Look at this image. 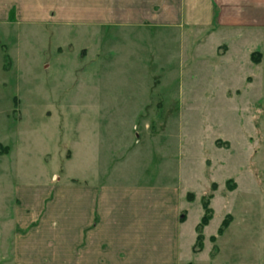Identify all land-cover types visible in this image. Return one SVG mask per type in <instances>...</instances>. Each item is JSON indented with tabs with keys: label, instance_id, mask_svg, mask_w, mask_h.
Returning <instances> with one entry per match:
<instances>
[{
	"label": "rangeland",
	"instance_id": "1",
	"mask_svg": "<svg viewBox=\"0 0 264 264\" xmlns=\"http://www.w3.org/2000/svg\"><path fill=\"white\" fill-rule=\"evenodd\" d=\"M262 10L240 30L0 21V144L10 148L0 154V264L11 262L18 188L54 177L173 187L191 228L215 183L214 218L191 261L264 264Z\"/></svg>",
	"mask_w": 264,
	"mask_h": 264
},
{
	"label": "crops",
	"instance_id": "2",
	"mask_svg": "<svg viewBox=\"0 0 264 264\" xmlns=\"http://www.w3.org/2000/svg\"><path fill=\"white\" fill-rule=\"evenodd\" d=\"M262 7L264 0H0V21L240 30L261 23ZM53 181L18 188L10 264H194L202 253H193L201 220L188 227L173 187Z\"/></svg>",
	"mask_w": 264,
	"mask_h": 264
},
{
	"label": "trees",
	"instance_id": "3",
	"mask_svg": "<svg viewBox=\"0 0 264 264\" xmlns=\"http://www.w3.org/2000/svg\"><path fill=\"white\" fill-rule=\"evenodd\" d=\"M221 48H224L226 50V46L221 47ZM262 58H263V54L260 52H255L251 55V59H252L253 63H255L256 65H259L261 63ZM217 146L219 148H225L228 145L225 143H222V142H217ZM9 152H10L9 147L4 148L0 144V154H2V153L8 154ZM227 186H228L227 187L228 191H230V192L234 191L235 183L232 180L228 181ZM218 188H219V186L217 184H215V183L212 184L211 185V191L208 194H206L202 199V208H203L204 214L202 216V219H201L199 225L196 228L197 240H196V243L193 247V253L194 254H199V253L203 252V250H204V247H205L204 230L214 218V211L211 208V203H212V200L215 198V192L218 190ZM187 199L189 202H193L195 200L194 194H192V193L188 194ZM185 220H186V217L182 220V223L185 222ZM233 221H234L233 216L227 215L225 217V219L223 220L220 228L218 229L217 236L210 238L211 243L214 244V248H213V251L211 254L212 259H215V257L219 253L218 247L216 246L218 237H222L226 233V231L230 228Z\"/></svg>",
	"mask_w": 264,
	"mask_h": 264
}]
</instances>
